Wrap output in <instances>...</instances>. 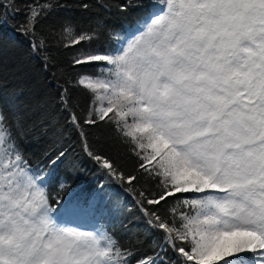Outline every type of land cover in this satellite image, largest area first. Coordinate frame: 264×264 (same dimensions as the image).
<instances>
[{"label": "snow or ice", "instance_id": "obj_1", "mask_svg": "<svg viewBox=\"0 0 264 264\" xmlns=\"http://www.w3.org/2000/svg\"><path fill=\"white\" fill-rule=\"evenodd\" d=\"M53 7L28 5L25 22L12 27L35 37ZM129 7L143 15L112 51L90 47L95 30L66 22L62 32L70 44L88 45L73 65L103 62L99 75L75 81L99 103L83 123L111 124L137 165L126 175L86 141L84 151L127 191L141 185L135 203L159 241L139 255L103 230L58 224L47 184L68 149L46 152L51 170L34 171L21 148L20 112L0 106V264H264V0H127L121 11ZM7 24L5 11L0 26ZM44 47L30 45L33 53ZM59 100L79 129L68 88ZM47 122L42 115L29 130L47 135ZM176 193L200 195L161 214Z\"/></svg>", "mask_w": 264, "mask_h": 264}, {"label": "trees", "instance_id": "obj_2", "mask_svg": "<svg viewBox=\"0 0 264 264\" xmlns=\"http://www.w3.org/2000/svg\"><path fill=\"white\" fill-rule=\"evenodd\" d=\"M38 2L54 7L37 25L35 37L20 35L12 25L23 24L25 7ZM9 3L21 11L14 13ZM85 3L89 5L87 9L82 6ZM125 4L127 0H3L0 14L7 11L8 24L0 26V106L20 112L25 125L21 148L34 171L51 170L47 168L49 157L44 155L46 152L54 156L58 149H68L67 159L56 167L54 179L47 184L49 204L54 212L59 217L68 216L74 224L85 222L83 230H103L122 247L144 255L151 253L152 241H159L160 234L147 229L136 206V193L141 185H136L132 192L127 191L128 185L107 176L106 170L87 156L83 148V141H86L91 151L112 160L126 175L136 168V158L117 137L111 124L104 121L83 123L89 110L94 108L93 96L75 81L81 73L99 75L103 62L73 65V57L81 47L88 45L83 42L72 45L71 37L64 39L62 32L66 22L77 32L95 30L97 39L90 47L101 52L112 51L120 46L118 37H124L143 15V10L135 7L121 11ZM40 41L45 47L39 53H33L31 43ZM65 44L69 46L65 47ZM45 55L47 67L44 66ZM63 88H68L70 106L81 122L79 129L69 122V114L60 103ZM42 115L50 121L45 125L47 135L41 134L39 128L29 130ZM147 187L157 191L154 183ZM194 196L197 193H176L160 210L161 214L169 207L177 206L178 199ZM60 206H64V212L59 213ZM178 211L191 212V209L179 207Z\"/></svg>", "mask_w": 264, "mask_h": 264}, {"label": "rangeland", "instance_id": "obj_3", "mask_svg": "<svg viewBox=\"0 0 264 264\" xmlns=\"http://www.w3.org/2000/svg\"><path fill=\"white\" fill-rule=\"evenodd\" d=\"M136 26H138V24L136 25ZM131 29L129 28V31L127 32V34L123 37L124 38V40L126 41L127 39H130L131 38V36H132V31H130ZM140 30L141 31H143V28L142 27H140ZM121 43H123V41H121L120 40V45H121ZM99 106V103H97L96 105H94V107H98ZM105 106H106V102H105ZM109 115H112L111 113L109 114ZM198 195H200V194H197V196ZM63 204H65V203H63ZM62 204V205H63ZM64 209V206H60V208L58 209V211H59V213H61V212H64L65 211V209ZM54 213H56V212H54ZM53 213V217H54V219L57 221V223L58 224H60V225H62V226H65V227H70V228H75V229H81L79 226H81V225H72V222H71V218H69L68 216H63V217H60V218H64L62 221L61 220H59L58 219V217H55L54 214ZM57 215V214H56ZM83 223H85V222H83ZM81 224V223H80ZM80 231H84V232H94V231H87V230H80Z\"/></svg>", "mask_w": 264, "mask_h": 264}]
</instances>
